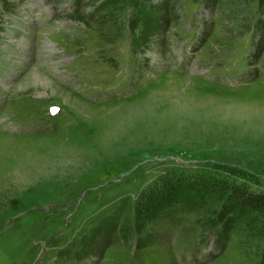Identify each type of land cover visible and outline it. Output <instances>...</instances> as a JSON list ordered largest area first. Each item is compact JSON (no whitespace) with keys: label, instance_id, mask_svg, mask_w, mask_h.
<instances>
[{"label":"rangeland","instance_id":"obj_1","mask_svg":"<svg viewBox=\"0 0 264 264\" xmlns=\"http://www.w3.org/2000/svg\"><path fill=\"white\" fill-rule=\"evenodd\" d=\"M16 1L0 0V264H263L262 216L234 222L218 203L142 231L135 217L142 190L172 173L264 189V0ZM39 7L53 27L35 25ZM191 38L200 71L168 67ZM124 60L138 77H118ZM202 240L218 248L195 261L189 241Z\"/></svg>","mask_w":264,"mask_h":264},{"label":"trees","instance_id":"obj_2","mask_svg":"<svg viewBox=\"0 0 264 264\" xmlns=\"http://www.w3.org/2000/svg\"><path fill=\"white\" fill-rule=\"evenodd\" d=\"M145 18L146 15L139 20H142L144 24ZM152 20L146 28L141 29V35L148 36L155 31L158 19L153 17ZM218 203H221L223 208H227V212L231 215L229 218L234 222L248 224L254 218L260 216L264 218V189L262 188L252 187L246 182L229 180L215 174H203L196 177L172 173L152 181L142 190L136 206V225L138 231H142L154 217L171 214L177 209L192 211L212 208ZM118 219L109 224L110 232L115 233L120 230ZM219 223L223 225L224 222L213 220L211 225L215 227ZM218 238L224 245L228 236L219 234ZM262 260L264 264V256Z\"/></svg>","mask_w":264,"mask_h":264},{"label":"bare ground","instance_id":"obj_3","mask_svg":"<svg viewBox=\"0 0 264 264\" xmlns=\"http://www.w3.org/2000/svg\"><path fill=\"white\" fill-rule=\"evenodd\" d=\"M172 76V75H171ZM37 77H38V79H39V81H42L45 85H52L54 82L53 81H50V80H46L45 78H44V75L42 76L41 74L40 75H37ZM190 77V76H189ZM189 77H186V79L187 78H189ZM52 87V86H51ZM71 97H73L71 94H69ZM76 99V98H75ZM77 101H79V102H77V103H79V108L80 109H82L83 108V106L84 105H86V106H88L89 107V105H87L86 103H84V102H82V101H80V100H78L77 99ZM93 108H95V107H93Z\"/></svg>","mask_w":264,"mask_h":264},{"label":"water","instance_id":"obj_4","mask_svg":"<svg viewBox=\"0 0 264 264\" xmlns=\"http://www.w3.org/2000/svg\"><path fill=\"white\" fill-rule=\"evenodd\" d=\"M51 112H52L53 114H57V113L59 112V108L56 107V106H53L52 109H51Z\"/></svg>","mask_w":264,"mask_h":264}]
</instances>
